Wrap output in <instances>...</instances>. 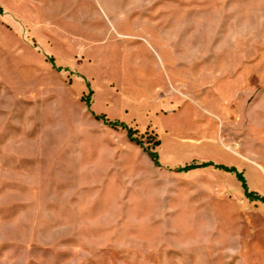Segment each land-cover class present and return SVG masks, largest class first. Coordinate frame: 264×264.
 Masks as SVG:
<instances>
[{"label":"rangeland","instance_id":"rangeland-1","mask_svg":"<svg viewBox=\"0 0 264 264\" xmlns=\"http://www.w3.org/2000/svg\"><path fill=\"white\" fill-rule=\"evenodd\" d=\"M90 117L150 154L152 126L201 139L184 166L264 197V0H0L1 264H264V201L234 172L83 164L63 135L22 151Z\"/></svg>","mask_w":264,"mask_h":264},{"label":"crops","instance_id":"crops-1","mask_svg":"<svg viewBox=\"0 0 264 264\" xmlns=\"http://www.w3.org/2000/svg\"><path fill=\"white\" fill-rule=\"evenodd\" d=\"M169 92H176L177 94L184 95L183 91L180 88L172 87V90ZM171 94V93H170ZM177 104L173 105L172 110H170V114H176L181 111V109H177ZM93 113V112H91ZM96 114L105 115L107 118L113 121H120L118 118H111L108 116V114L105 111L98 112ZM126 125H128L131 128H134V130H140L142 132L144 129L137 126L134 122H126ZM208 124L204 123L202 124L203 128H206ZM152 129H155V134L157 136L158 143L156 144L154 151L157 152L160 162V167H164L166 169H176L178 167L184 166L183 162H181L180 157L183 155H186L187 153H190V151H194V146L198 145V142L201 139H195V138H189L191 141L189 142L190 145L187 146L186 142L184 141L185 138L182 137L176 128H171L170 130L165 128V135L169 139V147L163 149L164 142L162 138V134H160V130H158V127H151ZM146 129V128H145ZM65 136V141L69 143V147L67 148V151H81V163L84 164V158H90L92 159L91 162H97L100 159V156L95 153H91L94 151H97L99 147L102 149L100 151H120V154H122L123 158H128L129 160H132L131 162H134L136 164V151H142L144 153V158L149 162V165H155V161L153 160L151 154L148 152L150 150L145 149L142 145L138 144L137 142L133 141L127 130L113 128L106 126L103 122L98 121L94 117H90L88 119V125H85L81 128L79 132L75 133H48L44 134L43 137H27L24 140H35L36 142H25L21 144L22 151H37L36 148L39 145L43 146L44 149H41L42 151H58V144L55 143L57 139L61 136ZM46 140V141H45ZM38 141V142H37ZM40 141V142H39ZM36 144H38L36 146ZM192 144V145H191ZM48 146L50 149L48 150ZM223 151H232V150H225ZM40 151V150H39ZM90 151V153H89ZM145 151V152H144ZM147 151V152H146ZM86 152V153H85ZM119 154V155H120ZM114 158V154L111 155L108 154L106 158ZM118 157V156H116ZM111 162V161H110ZM113 163V161H112ZM174 169V170H175ZM200 168L192 169L190 171H195ZM189 171V172H190ZM177 172V171H176ZM182 173V172H179ZM186 173V172H184ZM81 187L82 185H76V187ZM168 186L161 182L160 188H167ZM81 203V212H83V206L84 203L83 199H80ZM168 200V197L166 196V202ZM160 203H163V196H161ZM2 258H1V248H0V264H1Z\"/></svg>","mask_w":264,"mask_h":264},{"label":"trees","instance_id":"trees-1","mask_svg":"<svg viewBox=\"0 0 264 264\" xmlns=\"http://www.w3.org/2000/svg\"><path fill=\"white\" fill-rule=\"evenodd\" d=\"M121 125H125V124L121 123ZM129 133L130 134L132 133L131 130H129ZM151 156H152L153 160L155 161V163L157 165H160L159 157H158L157 152H152ZM212 165L215 166V167L223 168V169H225L227 171H230V172H234L236 174L237 178L242 182V185H243V188H244V191H245V194H246L247 197L252 198V199H260V200L264 201V197L263 196L259 195L255 191H251L249 189V186L247 184V181H246V178H245L244 174L242 172H240L234 166L228 167V166H224V165H217L214 162H202V163L193 162V163L187 164L185 166L179 167L176 170L177 171L188 172V171H190L192 169H195V168L212 166Z\"/></svg>","mask_w":264,"mask_h":264}]
</instances>
